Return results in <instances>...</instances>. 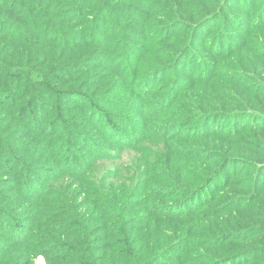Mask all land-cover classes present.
Here are the masks:
<instances>
[{
    "label": "trees",
    "instance_id": "trees-1",
    "mask_svg": "<svg viewBox=\"0 0 264 264\" xmlns=\"http://www.w3.org/2000/svg\"><path fill=\"white\" fill-rule=\"evenodd\" d=\"M38 256L264 264V0H0V264Z\"/></svg>",
    "mask_w": 264,
    "mask_h": 264
},
{
    "label": "rangeland",
    "instance_id": "rangeland-1",
    "mask_svg": "<svg viewBox=\"0 0 264 264\" xmlns=\"http://www.w3.org/2000/svg\"><path fill=\"white\" fill-rule=\"evenodd\" d=\"M50 85H52V83L50 82ZM13 98L15 99L14 101V105H20V99H21V93H17L15 95V97L13 96ZM36 100L38 101H43V105L45 106V110L46 112H44L45 116H47V113L49 116L50 119L49 120H46V118L43 120V122L45 121H50L51 119H56V109L53 107V106H60L61 105V99H57L56 97V93H52V94H44V97L42 96H37L35 97ZM64 104L66 106H71L69 103H67V101H63ZM32 105H36V103L34 101H32L31 103ZM48 110V112H47ZM27 117H30V115H27ZM134 156V153L132 151H129V150H124L121 154V157H118L117 159L111 161V160H103V161H100L98 163V166L101 167V171L103 169H113L115 168L114 166L117 165V166H120L121 164H128L131 162L132 160V157ZM44 259L42 256H38L36 258H34L33 260V263L34 264H44Z\"/></svg>",
    "mask_w": 264,
    "mask_h": 264
}]
</instances>
